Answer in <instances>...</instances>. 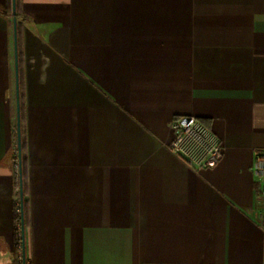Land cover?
<instances>
[{"label": "crops", "instance_id": "obj_1", "mask_svg": "<svg viewBox=\"0 0 264 264\" xmlns=\"http://www.w3.org/2000/svg\"><path fill=\"white\" fill-rule=\"evenodd\" d=\"M0 0V264H21ZM28 264H264V0H20ZM176 116L222 141L195 171Z\"/></svg>", "mask_w": 264, "mask_h": 264}, {"label": "built area", "instance_id": "obj_2", "mask_svg": "<svg viewBox=\"0 0 264 264\" xmlns=\"http://www.w3.org/2000/svg\"><path fill=\"white\" fill-rule=\"evenodd\" d=\"M170 126L173 137L168 148L188 168L200 171L215 164L221 155L222 141L197 117L176 116ZM251 170L256 179L264 180V149L254 151Z\"/></svg>", "mask_w": 264, "mask_h": 264}, {"label": "trees", "instance_id": "obj_3", "mask_svg": "<svg viewBox=\"0 0 264 264\" xmlns=\"http://www.w3.org/2000/svg\"><path fill=\"white\" fill-rule=\"evenodd\" d=\"M20 0H16V18H17V42H18V61H19V86H20V114H21V153H22V179H23V214L25 231L29 226V187H28V156H27V137H26V120H25V103L22 81V51H21V22L19 20ZM8 14L11 16L10 22L12 26V8L11 0H8ZM15 125V122H14ZM12 158L15 165V187L18 202L15 204V221L20 226V202H19V179L17 165V148H16V129L14 128V145L12 147ZM16 245H20V229L16 233ZM26 264L28 259L26 258Z\"/></svg>", "mask_w": 264, "mask_h": 264}, {"label": "water", "instance_id": "obj_4", "mask_svg": "<svg viewBox=\"0 0 264 264\" xmlns=\"http://www.w3.org/2000/svg\"><path fill=\"white\" fill-rule=\"evenodd\" d=\"M12 8V35H13V64H14V85H15V129L17 165L19 179V202H20V239H21V264H26V236L23 214V179H22V153H21V114H20V86H19V61L17 42V18L16 0H11Z\"/></svg>", "mask_w": 264, "mask_h": 264}]
</instances>
